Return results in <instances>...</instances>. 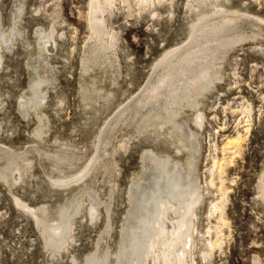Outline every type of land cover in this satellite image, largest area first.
Returning <instances> with one entry per match:
<instances>
[{
	"label": "rangeland",
	"instance_id": "374dc122",
	"mask_svg": "<svg viewBox=\"0 0 264 264\" xmlns=\"http://www.w3.org/2000/svg\"><path fill=\"white\" fill-rule=\"evenodd\" d=\"M135 2L130 0V12L119 1L105 12V26L109 33L116 34V58H112L110 69L118 75V83L111 86L100 78L102 75L97 71L102 87L106 91L111 89L108 96L110 100L106 99L108 104L105 103V108L103 105L99 110H91L82 104L79 85L80 62L84 48L89 44L88 0H0V19L6 30L12 22V13L16 15L18 5H22L18 16L23 19L19 27L30 43H34L36 28L49 31L53 25L57 34H64L63 41L58 40L59 48L56 46L57 57L48 60L50 67L57 72L54 70L52 73L56 77L57 88L48 94L49 102L43 110L49 120L48 131L44 135L47 142L42 144L43 147L49 150L60 148L68 154L72 152L90 157L94 154L96 141L107 129L103 137L107 138L105 141L111 142L106 152L109 162L115 161L111 167L101 169L95 179L88 180L102 200L110 203L112 216L109 215L108 234L103 235L105 238L97 248L107 219L105 210L101 208L103 215L101 217L100 214L97 224L92 226L86 223L82 228L75 227L78 237L76 244L68 246L69 253L60 252L54 258L44 249L40 228L32 217L19 209L13 196L28 207L47 204L55 208L65 199L73 197L74 189L55 188L40 168L37 157L33 161L29 180L22 189L15 186V189L10 190L0 182V264H84L88 254L105 249L106 246L115 256L119 252L120 237H124L125 233L121 227L125 218L130 219L127 191L130 187L134 188L130 180L136 173L142 178L139 181L141 184L151 179L149 170L142 165L146 162L145 159L143 161L144 150L156 145L154 148L182 157L184 151L174 152L168 141L155 137L152 139L154 144L152 141L148 143L139 133L137 135L131 124L127 127L119 125L114 130L107 127L126 104L132 105L133 99L146 86L155 61L164 52L189 43L188 34L192 28V24L187 22L191 14L187 11L189 0H173L171 6L160 3L140 12L136 10ZM222 7L260 18L262 21L252 22L255 21L264 32V0H226ZM56 10L58 18L53 23L52 17ZM152 12L157 15H152ZM258 41L236 44L226 55L227 61L219 67L221 80L215 83L216 88L210 94H206V100L203 99L204 126L199 130L197 139L191 140L192 145L197 142V153L194 150L192 158L195 171L192 169L191 177H197L203 192L202 201L194 209L195 227L198 231L208 228L205 236L214 243L212 254H209L211 257H208L211 260H198L197 264H264V200L259 195L261 178L264 176V51L258 53L252 49L260 46L264 50L263 39ZM13 48L2 59L3 68H0V141L20 152L33 147L36 129L33 116L22 118L18 111L19 98L29 89L31 74L26 67V56L32 52V48L22 46L20 42H15ZM99 103L102 104V101L99 100ZM185 111L187 109L183 116H178L179 119L176 117V122H180L184 131L187 130L186 124L193 126L188 120L191 111ZM235 136L241 138L237 140L238 149H232L235 154L231 153V149H225L229 153L221 149L228 139ZM201 137L202 141L199 139ZM212 161H217L216 166ZM41 162L46 164L44 159ZM48 168L49 164L46 165ZM212 204L216 205L215 209ZM72 257L75 263L71 262Z\"/></svg>",
	"mask_w": 264,
	"mask_h": 264
},
{
	"label": "bare ground",
	"instance_id": "6f19581e",
	"mask_svg": "<svg viewBox=\"0 0 264 264\" xmlns=\"http://www.w3.org/2000/svg\"><path fill=\"white\" fill-rule=\"evenodd\" d=\"M118 1L128 12L132 10L130 0ZM118 1L88 0L89 44L84 48L80 62L79 85L82 104L91 110L96 108L99 110L103 105L105 108V101L111 90L106 91L102 87L96 72L98 71L102 75L100 78L111 86L118 83L116 81L118 75L110 69L113 63L112 58H116V34L108 32L104 21L105 12L112 9ZM225 1L189 0L187 11L191 14L187 22L192 24L188 34L189 43L164 52L162 57L152 65L154 68L147 84L133 99L132 105L126 104L107 124L108 129L111 127L113 130L119 125L122 127L132 125L137 135L139 133L143 139L148 140V143L158 137L162 141L165 140L164 142L168 141L174 152L178 153L182 150L184 152H182V157H177L167 150L154 148L156 145L144 150L143 161L145 159L146 162L142 165L149 170L148 175L151 179L146 184H141L139 182L141 177L136 173L130 180L134 186L127 191L130 202L128 211L130 219L125 218V223L121 227L125 233L124 237L121 233L119 252L114 256L111 249L106 246L105 249L88 254L84 259V264H197L198 260L199 262L200 260H211L209 254L213 250L214 243H211L205 236L208 228L205 227L204 231H198L195 227L194 209L203 192L202 189L200 190L197 177H191L194 163H192L193 152L197 148V142L192 145L191 140L197 139L199 130L204 126L203 109L205 106L202 109V104L206 100V94L212 92L216 88L215 83L221 80L222 72L220 73L219 67L221 63L227 61L226 55L233 50L236 44L245 43V41L257 42L260 39L264 41V32L260 30L257 23V25L254 23L262 20L249 16L244 11L224 9L222 4ZM160 3L171 6L173 0H136L135 7L140 12L154 8ZM21 6V4L18 5L16 15L12 13V22L7 30L2 26L0 19V68H3L2 59L6 54L9 55L15 42L32 48V52L27 53L26 56L28 59L26 67L30 69L31 74L29 89L19 98L18 111L23 116L22 118L33 116L36 129L33 133V147H29L27 151L12 150L0 141V182L10 190L15 189V186L22 189L23 184L29 180L33 161L37 157L40 168L55 188L74 189L73 197L65 199V202L59 203L55 208L47 204L28 207L19 198L13 196L19 209L25 215L32 217L40 228L44 249L54 258L59 256L60 252L69 253L68 246L78 241L74 231L75 227L82 228L86 223H91L92 226L97 224L100 214L101 217L103 215L102 209L105 210L107 219L104 231L100 233L101 237H98L97 248L100 241L105 238L103 235L108 234L110 203L102 200L89 181L95 179L94 177L101 169L111 167L110 165L115 161L109 162L110 158L106 152L107 145L111 142V140L105 141L107 138L103 137V132L107 129L101 133L100 140L94 145L95 156L93 154V156L84 157L79 153L68 154L66 151L59 150L60 148L49 150L43 147L42 144L47 142L44 135L48 131V119L43 110L47 108L49 102L48 94L57 88L56 77L52 75L55 69L50 67L48 60L56 56V48L60 46L58 40L61 41L64 34H57L53 25L50 26L49 31L36 28L34 43H30L23 35L22 28L19 27L23 19L18 16ZM152 15L157 14L152 12ZM52 18L54 23L58 18L57 10ZM243 18L246 20L244 21ZM253 20L255 21L252 22ZM33 46L36 48L34 49ZM252 49L255 52L264 51L260 46H254ZM58 109L59 107L54 110L57 112ZM185 109L191 111L188 120L193 126L186 124L187 130L184 131L180 122L176 121ZM237 136L228 139L221 149H231V151L235 149L236 151V148L238 149L237 140L241 139ZM199 139L202 141V137ZM201 148L203 149L202 146ZM225 151L229 153V150ZM235 151L231 153L235 154ZM43 159L46 160V164L41 162ZM212 162L215 165L217 161ZM47 164H49L48 169H46ZM261 179V194L259 195H262L264 200V176ZM211 206L214 209L216 207L214 204ZM112 256L115 257L114 260ZM75 261L72 257L71 262L75 263Z\"/></svg>",
	"mask_w": 264,
	"mask_h": 264
}]
</instances>
